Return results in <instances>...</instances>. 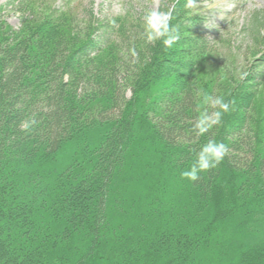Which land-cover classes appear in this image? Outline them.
Here are the masks:
<instances>
[{
    "label": "trees",
    "instance_id": "1",
    "mask_svg": "<svg viewBox=\"0 0 264 264\" xmlns=\"http://www.w3.org/2000/svg\"><path fill=\"white\" fill-rule=\"evenodd\" d=\"M17 1L21 28L0 20V264H264V16L248 66L203 33V2L162 1L165 49L130 11ZM203 93L232 109L198 137ZM209 138L229 155L181 179Z\"/></svg>",
    "mask_w": 264,
    "mask_h": 264
},
{
    "label": "rangeland",
    "instance_id": "2",
    "mask_svg": "<svg viewBox=\"0 0 264 264\" xmlns=\"http://www.w3.org/2000/svg\"><path fill=\"white\" fill-rule=\"evenodd\" d=\"M56 6L64 5V0H51ZM163 0H84L86 8L94 5V11L100 18L113 17L121 15L120 8L123 6L136 17H143L145 10L153 6H163ZM204 8L203 12V33L212 39L217 30L218 38L237 52L239 60L251 66L248 53L251 48L252 39L246 33V28L253 17L264 16V0H195L194 6ZM92 4V5H91ZM26 12L22 10L17 0H0V20L5 21L7 25L15 30L22 26L23 18ZM259 15V16H257ZM263 21V20H261ZM221 51H226L222 48ZM249 59V60H248ZM264 71V66L262 67ZM262 71V70H260ZM130 93H128V96Z\"/></svg>",
    "mask_w": 264,
    "mask_h": 264
},
{
    "label": "clouds",
    "instance_id": "3",
    "mask_svg": "<svg viewBox=\"0 0 264 264\" xmlns=\"http://www.w3.org/2000/svg\"><path fill=\"white\" fill-rule=\"evenodd\" d=\"M194 0H188L187 7L191 8ZM120 13L126 14V9L121 6ZM172 9H165L153 6L145 10L143 16V35L147 42H159L165 49L172 48L179 40V30L170 23L172 19ZM132 57L137 56L134 48L130 49ZM203 103L211 109L202 112L195 120L192 130L198 137H203L214 127L220 126L224 115L232 109V102L224 96H212L208 93L202 94ZM36 124L32 116L26 117L21 121L22 130H29ZM230 147L224 142H218L209 138L199 150L194 154L190 164L180 172V177L195 184L200 177L216 169L229 155Z\"/></svg>",
    "mask_w": 264,
    "mask_h": 264
}]
</instances>
